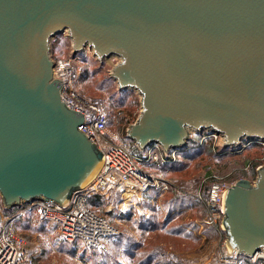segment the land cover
Returning <instances> with one entry per match:
<instances>
[{
    "label": "water",
    "instance_id": "water-1",
    "mask_svg": "<svg viewBox=\"0 0 264 264\" xmlns=\"http://www.w3.org/2000/svg\"><path fill=\"white\" fill-rule=\"evenodd\" d=\"M73 54L117 56L111 77L141 96L128 138L143 150L187 146L210 131L224 147L264 141V0H0V194L7 210L66 204L101 171L103 153L61 98L52 39ZM225 245L264 252V166L224 197Z\"/></svg>",
    "mask_w": 264,
    "mask_h": 264
},
{
    "label": "built area",
    "instance_id": "built-area-1",
    "mask_svg": "<svg viewBox=\"0 0 264 264\" xmlns=\"http://www.w3.org/2000/svg\"><path fill=\"white\" fill-rule=\"evenodd\" d=\"M87 49L90 50L85 48L83 52L86 53ZM91 54L99 60L92 51ZM52 59L53 77L63 82L61 98L69 108L85 114L84 122L79 129L102 151L104 164L92 182L85 189L74 193L66 204L51 200L22 202L17 205L23 207L19 212L14 213L11 209L9 213L0 194V264H37L35 255L28 247L27 239L14 227L15 220L27 211L33 210L39 219L54 226L61 238L66 241H79L88 250L103 251L108 247V240L119 235L121 229L106 214L89 205L91 195L104 197H113L118 193L122 196L133 195L150 189L165 195L173 186L169 180L153 173L147 167L155 163H175L182 148L165 150L162 146L154 145L141 150L128 138V127L125 131H111L110 117L104 104L99 100L82 96L78 91L77 81L81 68L73 50L68 57ZM205 132L191 131L186 147L197 137L200 144L211 137L217 138L216 133L207 131L210 135H206ZM224 143L225 139L222 137L221 143H213V150L216 151V145H220L223 150L218 152L221 154L229 152V148H238L237 152H241L251 142L243 141L239 147L228 148L224 147ZM133 146L139 149L138 153L132 150ZM212 178L206 195L203 184L209 178L203 179L202 187L196 192L197 199L206 210L200 228L203 230L205 226L214 227L225 238L222 225L224 197L226 190L236 181L231 182L223 177L212 176ZM261 259H264L263 251L247 256L237 250H229L224 244L216 259L208 264H242V261L246 260L256 263Z\"/></svg>",
    "mask_w": 264,
    "mask_h": 264
},
{
    "label": "rangeland",
    "instance_id": "rangeland-1",
    "mask_svg": "<svg viewBox=\"0 0 264 264\" xmlns=\"http://www.w3.org/2000/svg\"><path fill=\"white\" fill-rule=\"evenodd\" d=\"M71 44L72 41L67 32L53 38L51 42V57L54 59L68 57L71 50H73ZM76 55L77 62L82 71L84 66L87 68L91 66L89 69L90 73L83 71V79L77 84V88L91 96V99L99 100L108 109L107 111L110 112L112 120L110 123L111 131H117L118 127L120 128L118 123L122 116L124 117V125L122 124L121 128H129L141 114V96L134 89H119L117 82L111 77L112 69L120 62L119 57L113 56L99 61L92 56L91 50L88 49L86 53L82 51L81 54L78 53ZM205 134L210 135L207 131ZM222 137L223 136L217 134V138L211 137L208 141H210L211 144L214 142L216 144L221 143ZM216 146L217 148L214 153H207L206 149H204L203 151L192 153L190 156H185V162L178 167V170H172V168L169 167L167 171L163 172L161 166L153 167V164L148 165L147 168L153 173L161 175L162 178L169 180L171 183L176 185L181 183L185 191L193 193L195 190L198 191V189L202 187L203 179L205 178H209L207 182H205L209 187V184L213 180L212 176L223 177L225 180H228L235 176L239 178L243 172L250 175L254 169L256 174L251 176V181H253L257 176V166H264V141L251 142L250 145L241 152H237L238 148H229V152L225 154L218 152V150H223L220 145ZM147 191L151 193L152 189ZM158 193L159 192H155L152 195H157L156 197L158 200L162 199L163 201L166 195L163 194L162 196V194L159 195ZM141 197L142 194L140 193H133L132 196H124L123 199L121 197H105L108 202L104 208L101 210L99 209V211L106 215L115 211L117 212V209H113L112 204L113 202H116V204L118 202L121 209L120 216L114 218L113 216H108L113 222L118 224L121 231H125V224H127L129 228L131 223L129 220L124 221L123 217H127L128 219L126 213H128L130 205H133L137 202V199ZM147 199H149V197L145 195L144 201ZM22 208L23 207L15 206L12 208V211H14V213L19 212ZM151 208H153L152 210L154 213H151V215H154V217L158 219V223H160L159 217L162 214V209L159 203ZM25 214L26 215L17 220L19 223L16 224V230L27 239L28 247L40 264H100L98 259L101 258L96 254H94L95 260L94 258H88L86 256L81 257V254H72V245L64 242L66 240L61 238L57 230L50 223H46L47 221L43 222L39 219L33 210L27 211ZM121 216L123 217L121 218ZM23 218L27 220L25 223H30L27 227L24 222H21ZM158 227L159 228L150 234L151 240L157 243H164V246L170 249L172 253L177 254V257L184 260L185 264L188 262L191 264H208L216 259L225 244L224 236L217 230L214 232H205L206 228H204L202 230L203 234H201V243L199 247L197 248L196 245L193 246L195 243L189 240L186 241L188 244L185 246L189 251L181 253L177 250V246L180 248L182 247V240L178 237L161 232L160 226ZM82 251L83 249L80 248V252L78 253ZM126 259L129 260L127 257Z\"/></svg>",
    "mask_w": 264,
    "mask_h": 264
},
{
    "label": "trees",
    "instance_id": "trees-1",
    "mask_svg": "<svg viewBox=\"0 0 264 264\" xmlns=\"http://www.w3.org/2000/svg\"><path fill=\"white\" fill-rule=\"evenodd\" d=\"M90 68H91V66H88V68L84 66L83 67V71L86 72V73H90V71H89ZM83 71L81 70V74H80V77H79V79L77 81V84L83 79L82 78ZM78 91H79V93L82 96H85V97H88V98L91 97V96H89L88 94H86L85 92H83L79 88H78ZM108 114H109L110 123H111L112 120H111V114H110L109 111H108ZM123 120H124V117L123 116L120 117V120H119V123H118V125H120V128L118 127L117 131H124L125 127L121 128V126H122V124L124 122ZM204 149H206L207 153H212V152L214 153L213 143L211 144L210 141L206 140V141H204L203 143L200 144L199 143V138L197 137L195 139H192L189 142L188 147H184V148H182L179 151L178 159H177V161L175 163H170V164L155 163L152 166L153 167L161 166V169H163V172L167 171L169 169V167L172 168V170L173 169L178 170V167L183 165L182 163L185 162V160H184L185 156H190V155H192V153L199 152L201 150L203 151ZM132 150L134 152H136V153L139 152V149L137 147H135V146H133ZM258 167L259 166H257V168ZM255 174L256 173H255V171L253 169V172L250 175H248L247 173L243 172L239 178L237 176H235L233 178L231 177L228 180L231 181V182L239 180L241 178H246V179L252 180L251 176H253ZM175 181H178V180H175ZM206 188L207 189L209 188L207 186V183H205V185H204V193H205V195L207 194L206 193V191H207ZM155 192L157 193V191L152 189L151 193L149 191H145L144 193H145V195H148V197L150 199V198H152V196H155V197L157 196V195H152ZM196 192H197V190H195V192H193V193L187 192V191L184 190V188H183L181 183H179L178 185L173 183V186L165 194L166 197H164V199L162 201L163 206L167 210V215H169L170 217L173 215V213H175L177 215V212L179 211V209H181L180 207L181 206L182 207L186 206V207H191L193 210H198L199 209L200 216L203 217L204 214H205L204 206L197 199ZM156 199H157V197H156ZM107 202L108 201L105 199V197L101 196V195H91L90 198H89V205L92 208H94L95 210H97V211H99V209L101 210L102 208H104V206L106 205ZM7 212L10 213L11 210H8ZM116 214H117V212H114V214L113 213H108V215L109 216H113V218H114V215H116ZM24 215H26V214L24 213L22 216H24ZM20 218H18V219H20ZM151 218H155L154 215H152ZM151 218H150V221H148V227L153 228V229H157V228H159L158 226H162L161 224L164 222V220L162 221V219H161L162 216L159 217V219H161V220H159L160 223H158V221H157L158 219L153 220ZM18 219H16L15 222H14L15 229H16V224L19 223L17 221ZM125 220H127V219H125ZM21 222L25 223V222H27V220L25 218H23V220ZM43 222H46V221H43ZM46 223H48V222H46ZM25 224H26L25 226L27 227L30 223H25ZM191 226H193V223L191 224ZM204 228H206L205 232H208V231L214 232L216 230L214 227H210V226H206ZM118 236L119 235L111 237L108 240L107 249L103 250V251L88 250L79 241H72V242L64 241V242H66L69 245H72L73 248H72L71 252L74 255L75 254H79V255L81 254L82 255L81 257H85L86 256L88 258H94V260H95L94 254H96L97 256H99L101 258V259H98L100 261V264H118L117 252L115 251L116 244L119 243V242H123L124 243V247L128 248L129 247V241H130L127 237H124L123 240H120V237H118ZM118 238H119V240H118ZM80 248H82L83 251L81 253H78V252H80ZM125 254L127 255V253H125ZM128 254H131V251ZM143 254H144V256H141L138 264H167V263L171 264V261H168L166 259V256L164 254L163 249L158 248L155 244L152 245L151 248L149 250H147L146 252H144ZM126 255H125V257H127ZM127 258H129V257H127ZM36 263L40 264L38 262L37 258H36ZM242 264H264V259H261V260L257 261L256 263H250V262H247V261H242Z\"/></svg>",
    "mask_w": 264,
    "mask_h": 264
},
{
    "label": "crops",
    "instance_id": "crops-1",
    "mask_svg": "<svg viewBox=\"0 0 264 264\" xmlns=\"http://www.w3.org/2000/svg\"><path fill=\"white\" fill-rule=\"evenodd\" d=\"M143 193H140L142 194V197L138 198L137 202H135L133 205H130L128 213H126L127 211L125 212L128 216V219L127 217L121 216V218L123 217L124 221L129 220L131 225L128 228V225L125 224V231H121L118 236L120 237V240H123L124 237H127L130 240L128 248L124 247L123 242H119L116 244L115 251H117L118 264H138L141 256H144L143 253L149 250L154 244L158 248L163 249L166 259L168 261H171V264H185L184 260L179 259V257H177V254L172 253L170 249L164 246V243H157L154 240H151L150 234H152L156 230L148 227V221H150V218L152 217L151 213L154 214L152 210L153 208L151 207L159 203V206L162 209L161 219L162 221L164 220V222L161 224L162 226H160V231L164 232L167 235L178 237L182 240V247L180 248L179 246H177V250L181 253L184 251H189L185 248L186 244H188L186 243V241L191 240L192 243H195L193 244V246L196 245L197 248L199 247V244L201 243V234H203L202 229L200 228V222L206 214L201 217L199 209L193 210L191 207L181 206V209H179L177 215L173 213V215L170 217L169 215H167V210L163 206L162 199L158 200V198L156 199L155 196H152V199L150 198L144 201L145 193ZM160 194H162L163 196V193H159V195ZM124 196L128 195L124 194L122 196L118 193L117 195H114L113 198L121 197L123 199ZM112 207L113 209H117V214L114 215V217H119L121 209L118 202L117 204L116 202H113ZM151 219L155 220L157 218ZM192 223L193 226H191ZM130 251L131 254H128ZM125 253H127V255ZM125 255L129 257V260L126 259ZM187 264L191 263L188 262Z\"/></svg>",
    "mask_w": 264,
    "mask_h": 264
}]
</instances>
